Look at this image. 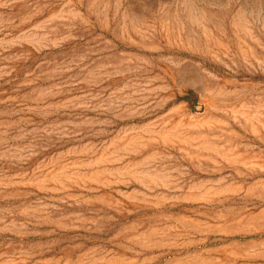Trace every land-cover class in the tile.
Masks as SVG:
<instances>
[{"label":"rangeland","instance_id":"obj_1","mask_svg":"<svg viewBox=\"0 0 264 264\" xmlns=\"http://www.w3.org/2000/svg\"><path fill=\"white\" fill-rule=\"evenodd\" d=\"M0 264H264V0H0Z\"/></svg>","mask_w":264,"mask_h":264},{"label":"trees","instance_id":"obj_2","mask_svg":"<svg viewBox=\"0 0 264 264\" xmlns=\"http://www.w3.org/2000/svg\"><path fill=\"white\" fill-rule=\"evenodd\" d=\"M191 97H195L194 92H189L186 97L183 98L184 101H190Z\"/></svg>","mask_w":264,"mask_h":264}]
</instances>
